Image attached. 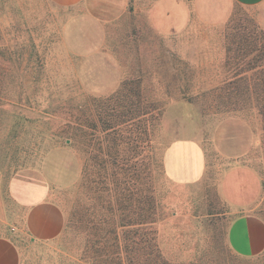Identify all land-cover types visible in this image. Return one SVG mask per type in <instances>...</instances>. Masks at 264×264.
<instances>
[{
	"label": "rangeland",
	"instance_id": "374dc122",
	"mask_svg": "<svg viewBox=\"0 0 264 264\" xmlns=\"http://www.w3.org/2000/svg\"><path fill=\"white\" fill-rule=\"evenodd\" d=\"M0 0V235L21 264H264L232 252L225 169L264 221V29L206 0ZM65 215L30 240L28 202Z\"/></svg>",
	"mask_w": 264,
	"mask_h": 264
},
{
	"label": "crops",
	"instance_id": "0c3cea01",
	"mask_svg": "<svg viewBox=\"0 0 264 264\" xmlns=\"http://www.w3.org/2000/svg\"><path fill=\"white\" fill-rule=\"evenodd\" d=\"M60 8L78 4L81 0H50ZM215 4L216 13L229 15L233 4L252 8L264 29V0H206ZM154 15H176V0H162L154 8ZM220 192L229 207L237 212L226 232L229 248L238 256L253 257L264 250V221L252 214L250 208L262 190L260 175L250 166L235 164L224 170ZM65 215L61 207L48 199L28 202L24 214V227L30 240L47 243L62 233ZM0 264H21V248L8 235H0Z\"/></svg>",
	"mask_w": 264,
	"mask_h": 264
}]
</instances>
